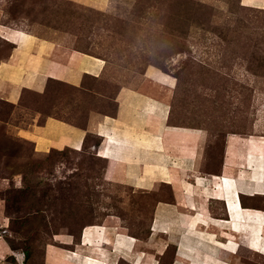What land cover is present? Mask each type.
<instances>
[{
    "label": "rangeland",
    "instance_id": "obj_1",
    "mask_svg": "<svg viewBox=\"0 0 264 264\" xmlns=\"http://www.w3.org/2000/svg\"><path fill=\"white\" fill-rule=\"evenodd\" d=\"M249 1L108 0L100 8L0 0V61L15 46L2 32L21 30L28 36L21 46L36 37L54 43L63 60L77 50L103 62L78 86L49 78L42 91L23 88L16 103L0 82V264H47L49 250H73L79 241L103 253L94 238L107 227L136 249L154 238L164 246L158 264L171 263L174 246L153 231L157 203L173 198L170 184L136 186L128 173L140 171L137 157L120 178L117 164L96 150V133L79 150L38 153L17 132L34 114L38 123L48 115L87 128L90 114L114 115L116 93L127 87L162 103L168 125L201 130L200 169L218 170L228 140L264 137V3ZM239 251V264H264L245 242Z\"/></svg>",
    "mask_w": 264,
    "mask_h": 264
},
{
    "label": "crops",
    "instance_id": "obj_2",
    "mask_svg": "<svg viewBox=\"0 0 264 264\" xmlns=\"http://www.w3.org/2000/svg\"><path fill=\"white\" fill-rule=\"evenodd\" d=\"M82 1L100 8L108 4V0ZM55 50L54 43L36 37L28 45L15 44L8 58L0 61L4 98L16 103L23 88L42 91L49 78L78 86L84 74L98 76L103 69V62L91 59L94 56L89 54L69 50L63 60L55 54ZM115 101V115L90 114L87 128L48 116L43 124H31L20 128L17 133L32 141L38 153L64 147L79 150L87 132L102 138V144L96 149L100 150L108 143L109 133H114L116 141L112 140L105 151L113 162L114 157L125 159V163H116L120 178L125 177L127 162L137 157L141 160L140 171L128 173L134 183H137L138 176H143V181L137 185H154L157 182L171 185L172 200L158 202L153 217L154 226L168 231L156 232H163L174 246L171 264H191L188 259L196 264H210L213 258L228 264H239V249L244 242L250 252L252 247L249 245L253 240L264 246V145L228 140L219 169L205 172L200 169L205 142L201 130L168 125L164 121V105L132 88H120ZM146 108L153 113L150 119H147ZM164 125L166 128L163 130ZM141 133H145L147 138L160 135L153 138L147 150L137 143ZM130 143L134 144L132 148ZM146 163L164 164L168 168L170 183L158 168L153 174L146 173ZM145 174H152V177ZM151 179L156 181L150 182ZM237 228L239 231L234 230ZM107 230V237L100 236L98 241L94 238L95 243L103 240V255H96L97 262L92 264H119L121 260L127 264H158L159 252L164 246L154 238H150L146 247L136 249L131 237L113 236L116 232L113 227H107ZM256 231L260 235L258 238ZM88 247L81 241L73 250L60 253L49 250L47 264H76L84 259L83 255L91 253ZM232 247L236 249L234 252L228 250ZM75 252H78L77 255H74ZM252 253L264 256V252ZM62 255H66L69 261L61 260Z\"/></svg>",
    "mask_w": 264,
    "mask_h": 264
},
{
    "label": "bare ground",
    "instance_id": "obj_3",
    "mask_svg": "<svg viewBox=\"0 0 264 264\" xmlns=\"http://www.w3.org/2000/svg\"><path fill=\"white\" fill-rule=\"evenodd\" d=\"M258 1V2H257ZM251 0V1H249L250 3H247V4H250V5H252V4H256V3H264V1H262V0ZM260 1H262V2H260ZM1 33V32H0ZM3 34H5V36H6V38L10 41V42H12V43H14V44H17V45H21V43L23 42V41H26L27 40V35H25L21 30H9L8 32H5V31H3L2 32ZM90 58V57H89ZM91 59H94L95 61H98V59L96 58V57H93V58H91ZM82 62V61H81ZM80 64V63H79ZM140 106V105H139ZM145 112L147 113V119L149 118H151V117H153V113H150V111H148V109H145ZM134 119V118H133ZM165 120H167V113H165V115H164V121ZM134 121H136V120H134ZM132 123H133V121H132ZM139 124V123H138ZM141 124V123H140ZM138 128V127H137ZM163 128H166L165 127V125L164 126H162V129ZM112 129H114V127L112 128ZM136 129V128H135ZM138 129H140V128H138ZM164 130V129H163ZM118 132V131H117ZM134 132V131H133ZM122 134V133H121ZM145 135V133H141V137H140V139H137V143H139L140 144V146L142 147H144V149H149V146H151V144H152V142H153V138H156V137H159L158 135H160V134H157L156 136H154V135H152V138H147V137H145L144 136ZM146 135H148V134H146ZM138 136H140V135H138ZM131 137V136H130ZM112 140L114 141V143H115V141H116V138L114 137V133H109V137H108V143H105L104 145H103V147L101 148V157H105V158H109L108 157V155H110L107 151H105V149L107 148V150H108V148H109V146H111V143H112ZM249 141H250V143H255V141L257 142V143H259L260 145H264V137H259V139H252V137H250V139H249ZM132 143H130V148H132L133 146H134V144H132ZM138 145V144H137ZM124 147H125V145H124ZM260 153V152H259ZM248 154H252V152L251 151H248ZM249 156V155H248ZM169 158V157H168ZM174 158V157H173ZM110 159V158H109ZM114 159V162L115 163H125V159L123 158H113ZM113 161V160H112ZM156 168H158V169H160V171L161 172H163V174L165 175V178L167 179L166 181L167 182H169L170 183V177H169V175H168V168L164 165V164H160V163H146L145 164V172L147 173V172H149V173H152L153 174V172H154V170L156 169ZM125 171H126V169H125ZM159 172V171H158ZM152 174H145V175H147V176H150V177H152L151 175ZM136 181H137V183H139V182H142L143 181V176H138L137 178H136ZM154 181H156V180H153V179H151L150 180V182H154ZM136 186H138L139 187V185H136ZM141 187V186H140ZM206 193V192H205ZM172 209V208H171ZM244 212V211H243ZM251 212V211H250ZM185 214V213H184ZM245 215H246V213H245ZM243 216V215H242ZM250 216V215H249ZM197 217V216H196ZM192 219V218H191ZM264 219V218H263ZM187 220V219H186ZM246 220V219H245ZM198 221V220H197ZM225 223V222H224ZM262 223V222H261ZM180 228V227H179ZM153 231H166V232H168L167 230H162V229H159V228H157V226H154V228H153ZM197 231V230H196ZM243 232V231H242ZM108 232L106 231V234H105V236L107 237V234ZM161 233H163V232H161ZM251 233V232H250ZM156 235H158V234H156ZM161 235H163V234H160L159 236H161ZM254 235H255V233H254ZM256 235H257V238L260 236V235H258L257 234V231H256ZM163 237V236H162ZM185 237V236H184ZM190 238V237H189ZM180 239H181V237H180ZM133 240V239H132ZM151 240H153V239H151ZM187 240V239H186ZM254 241V240H253ZM148 242H150V241H148ZM105 243V242H104ZM181 243V242H180ZM252 243V242H251ZM257 243H258V241H257ZM192 245V244H191ZM190 246V245H189ZM193 247H195V246H193ZM197 247V246H196ZM125 248V247H124ZM117 249V248H116ZM252 252H254V253H260L259 251H257V250H255V249H250ZM113 252V251H112ZM76 253H78V252H75V254L74 255H77ZM183 253V252H182ZM96 255H99V256H102L103 255V253H101V252H93V251H91V253L89 254V253H87L86 255H83V257H84V259H81L80 260V262H77L76 264H92L93 262H97V259H96ZM61 257V260H65L66 262L67 261H69V258L68 257H66V255H62V256H60ZM120 259V258H119ZM191 261V264H196V262L195 261H192L191 259H188V262H190ZM121 262L123 263V261L121 260ZM106 264V263H105ZM120 264V263H119ZM190 264V263H189ZM210 264H228V263H226V262H224V261H221V260H219V259H217V258H213V260H212V262L210 263Z\"/></svg>",
    "mask_w": 264,
    "mask_h": 264
},
{
    "label": "trees",
    "instance_id": "obj_4",
    "mask_svg": "<svg viewBox=\"0 0 264 264\" xmlns=\"http://www.w3.org/2000/svg\"><path fill=\"white\" fill-rule=\"evenodd\" d=\"M15 47V46H14ZM50 79H52V78H50ZM83 80V79H82ZM82 82V81H81ZM24 89H27V88H24ZM21 98H22V92H21V94H20V100H21ZM115 113H116V110H115ZM115 113H114V115H115ZM113 116V115H112ZM46 117H48V115L46 116ZM46 117L41 121V123H38V116L37 115H33V121L30 123V124H35V125H41L44 121H45V119H46ZM52 117H54V118H57V119H60L61 120V118H58V117H55V116H52ZM64 121V120H63ZM65 122H67V121H65ZM68 123H70V122H68ZM74 125V124H73ZM76 126H78V125H76ZM79 127H82V126H79ZM82 128H85V127H82ZM87 134H88V132H87ZM87 134L85 135V137H84V141H83V144L85 143V139H86V136H87ZM83 146V145H82ZM79 243H80V241H79ZM171 264V263H170Z\"/></svg>",
    "mask_w": 264,
    "mask_h": 264
},
{
    "label": "snow or ice",
    "instance_id": "obj_5",
    "mask_svg": "<svg viewBox=\"0 0 264 264\" xmlns=\"http://www.w3.org/2000/svg\"><path fill=\"white\" fill-rule=\"evenodd\" d=\"M234 230L235 231H239L238 228L237 229H234ZM221 247H226V246L225 245H221ZM249 247H252L253 249H255V250L259 251V252H264V246L258 245L255 241H253L249 245ZM228 250L234 252L236 249H235V247H232V248H229Z\"/></svg>",
    "mask_w": 264,
    "mask_h": 264
}]
</instances>
